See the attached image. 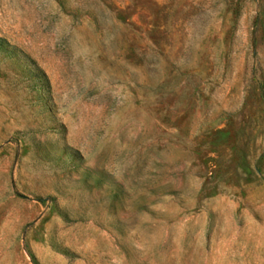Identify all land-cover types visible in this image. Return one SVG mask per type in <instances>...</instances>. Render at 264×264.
Listing matches in <instances>:
<instances>
[{"label":"rangeland","instance_id":"rangeland-1","mask_svg":"<svg viewBox=\"0 0 264 264\" xmlns=\"http://www.w3.org/2000/svg\"><path fill=\"white\" fill-rule=\"evenodd\" d=\"M0 264H264V0H0Z\"/></svg>","mask_w":264,"mask_h":264}]
</instances>
